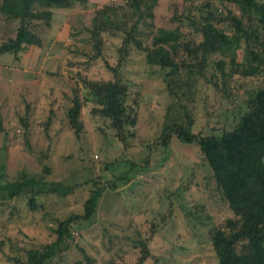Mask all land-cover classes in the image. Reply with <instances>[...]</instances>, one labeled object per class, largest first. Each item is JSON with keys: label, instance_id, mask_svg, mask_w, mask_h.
Here are the masks:
<instances>
[{"label": "rangeland", "instance_id": "obj_1", "mask_svg": "<svg viewBox=\"0 0 264 264\" xmlns=\"http://www.w3.org/2000/svg\"><path fill=\"white\" fill-rule=\"evenodd\" d=\"M156 1V15L135 12L126 0L78 5L72 14L80 16L70 18L76 26L62 28L65 18L60 15L57 34L50 40V22L34 20L33 30L45 46L36 81L9 82L10 71H2L0 166L6 180L33 176L77 186L65 195L35 191L0 201V264L27 262V250L53 241L61 221L84 214L96 187L103 191L94 213L70 224L71 235L47 264H137L143 243L149 252L143 264H217L211 232L220 228L228 233V219L238 225L239 220L199 146L172 135L164 148L158 138L171 122L217 136L233 127L247 108L249 92L264 87V23L255 11L242 13L234 0ZM104 9L108 18L100 14ZM95 16L104 18L102 57L109 64H116L117 49L136 23L134 36L148 48L160 28L169 31L163 46L179 66L172 70L149 63L146 51L130 44L120 69L127 89L124 140L111 118L100 113L102 102L86 82L112 79L104 59L92 58L88 29ZM206 21L225 36L219 49L203 56L194 49L203 42ZM18 24L8 21L5 30L11 34L6 32V39L15 35ZM74 95L81 100L79 135L67 116ZM30 197L35 209L29 206ZM244 243H236L238 253Z\"/></svg>", "mask_w": 264, "mask_h": 264}, {"label": "trees", "instance_id": "obj_2", "mask_svg": "<svg viewBox=\"0 0 264 264\" xmlns=\"http://www.w3.org/2000/svg\"><path fill=\"white\" fill-rule=\"evenodd\" d=\"M135 12L152 11L156 0L147 3L146 0H126ZM242 13L255 11L260 14L259 20L264 23V1L257 0H234ZM91 4L89 0H1L0 13L7 19H17L19 24L13 37L7 38L0 45L1 53H12L14 57L26 49L29 45H42L40 36L33 30L32 21H49L52 16V8L74 9L78 5ZM143 8V9H142ZM104 18H108L107 10L100 11ZM210 15H213L210 13ZM80 15H74V17ZM93 18L92 27H88L91 33L92 58L102 57L103 45V19ZM239 31H242L241 21L231 17ZM79 19V18H78ZM222 21L228 20L222 17ZM76 26L71 22V29ZM83 28V27H82ZM87 28V27H86ZM85 28V29H86ZM136 23L132 24L118 47V58L115 65L105 61V66L112 73V79L102 82L94 80L86 81L91 91L102 102L99 111L102 115L110 117L116 133L123 140L126 137L124 129L125 100L127 97L126 86L121 81L120 69L130 44L146 51V61L158 64L162 67H170L172 70L179 68L178 64L171 59L164 48V42L169 40V31L160 28L159 34L152 37V47L148 48L134 36ZM203 42L198 45L194 52L199 50L204 56L207 51L219 49L224 42L223 32L215 27L210 21L201 26ZM74 34L78 31H74ZM252 54L253 51H250ZM258 60L261 57L256 56ZM204 61L201 60L199 70L202 72ZM72 106L67 111L71 127L76 135L82 130L79 120L81 100L77 95L72 98ZM246 110L240 115L238 121L230 129L223 130L222 134L205 135L193 132L190 125L180 122H171L165 125L159 135L158 143L167 148L172 135L183 143H196L199 146L204 160L210 166L215 181L228 202L233 214L238 218L239 225L232 219L228 224L232 226L230 232L215 228L210 235L211 245L214 250L217 264H264V87L252 89L246 99ZM24 123V121H22ZM77 185L62 186L58 182L47 183L42 177L24 176L19 179L6 180L4 166H0V201H7L18 196L37 192H51L68 194ZM114 185H111L113 187ZM103 188L96 187L91 191L85 202L83 215H72L61 221L55 229L57 237L43 245L40 249L27 250V262L24 264H47L64 245L66 237L71 235L70 224L78 219H89L94 213L98 199ZM31 209L36 208L33 197L29 198ZM245 240L243 252L238 253L235 245L239 240ZM142 253L137 264H143L149 252L146 244H142Z\"/></svg>", "mask_w": 264, "mask_h": 264}, {"label": "crops", "instance_id": "obj_3", "mask_svg": "<svg viewBox=\"0 0 264 264\" xmlns=\"http://www.w3.org/2000/svg\"><path fill=\"white\" fill-rule=\"evenodd\" d=\"M1 1V0H0ZM90 2H96V0H90ZM72 11L74 9H67V8H52V16L51 19L49 20L50 25L48 28V38L53 39V37L57 34L58 30V17L60 15H63L65 18V21L62 20L60 24H62V28H67L70 29L71 26V19L72 16ZM11 20H17V19H7L3 14L0 13V45L2 42L6 40L7 33L11 34V32H7L5 29L9 28L7 23L8 21ZM7 32V33H6ZM13 37V36H12ZM43 41L42 45L38 46L35 44L29 45L26 49L22 50L21 52L18 53L17 57H14L12 53V56L9 57L11 59L10 61H5L6 56L9 52L7 53H1L0 54V77H2V71H5L6 69L9 72L8 81L12 82L14 81V78H17L19 81L22 82H31L36 81L34 78L36 75L35 69L39 66V59L40 56L42 55V50L45 46H43ZM47 49V48H46ZM39 50V51H38ZM36 53V55H35ZM14 58V60H13ZM4 79V78H3Z\"/></svg>", "mask_w": 264, "mask_h": 264}]
</instances>
